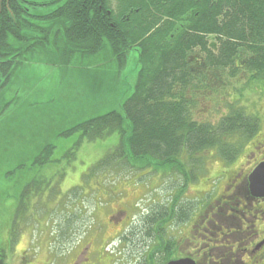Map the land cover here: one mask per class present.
<instances>
[{
    "label": "rangeland",
    "instance_id": "rangeland-1",
    "mask_svg": "<svg viewBox=\"0 0 264 264\" xmlns=\"http://www.w3.org/2000/svg\"><path fill=\"white\" fill-rule=\"evenodd\" d=\"M112 56L106 49L100 56L63 66L60 59H57V65H52L50 60L53 59L48 56L22 55L24 60L27 59L26 66L17 68L11 91L5 94L7 100L12 101L11 107L0 117V253L4 251L9 255V264H25L26 259V264H49V248L56 252L57 264H64L59 254L70 252L77 241H73L75 238L69 237V234L63 236L64 232L61 235L58 227L66 223L67 228H79L77 238H80L93 226L95 201L90 196H84L78 203L75 187L80 182L90 184L97 178L98 166L109 152L119 147L121 138L119 133H113L104 139L88 142L81 140L79 132L68 131L92 118L121 111L122 102L133 93L140 69L137 54L132 53L122 67ZM247 56L243 54L244 58ZM250 74L241 69L232 78L228 69L219 70V83L214 77L210 82L208 78L202 80L203 76L196 77L201 79V88L198 93L190 91L196 101L193 118L198 122L217 123L228 114L230 105L240 107L247 115L260 119L261 134L251 144L257 143L264 155V138L260 140L264 134V80L253 81ZM249 149L248 156H252L253 150ZM38 156L44 158L45 165L37 163ZM198 158L206 166H211L212 173L208 172V168L198 173L197 182L188 183V189L180 194L181 200L185 198L198 203V192L209 188L207 178L213 180L215 189L222 183L216 177L221 168L215 151H206ZM182 160L190 168L191 160L188 157ZM182 174L173 170L174 178L162 182L166 180L167 186L175 183L180 192L186 184ZM117 175L127 182L136 173L118 169ZM34 179L49 182L50 186L46 189L54 186L56 190L51 199L47 197L46 201H35L39 223L26 219L28 225L21 230L16 228L13 233L15 204L26 184ZM80 187L83 192L84 187ZM154 189L147 192L143 189V194L138 192L137 196L146 205L149 201L158 200L161 189L159 186ZM129 192L132 198L135 197L133 191ZM47 201L49 212L46 211L47 205L44 206ZM75 214H80L81 218L77 220ZM106 217V212H99L101 222L104 223ZM48 238L50 243H47ZM70 238L73 240L70 241ZM61 239L68 240L62 244ZM24 251L28 254L24 255ZM108 251L107 261L103 264L142 263L141 256L132 257L130 248L119 241H115ZM54 253L51 255L53 260Z\"/></svg>",
    "mask_w": 264,
    "mask_h": 264
},
{
    "label": "flooded vegetation",
    "instance_id": "flooded-vegetation-1",
    "mask_svg": "<svg viewBox=\"0 0 264 264\" xmlns=\"http://www.w3.org/2000/svg\"><path fill=\"white\" fill-rule=\"evenodd\" d=\"M69 1L0 0V20L11 18L13 21L34 24L61 22L63 18L60 16L54 20L53 14L55 17L60 12L62 14V9L69 4ZM176 2L178 7H175ZM73 3L83 9H92L91 17L82 18V20H92L98 25L101 20L99 13H105L107 26L114 40L139 39L142 35L143 40L153 35L158 37L157 33L163 27H168L167 33L170 38H173L175 34L188 39H194L196 34L209 39L217 37V34H213L215 32L212 28L206 29L205 33L199 29L196 22H199L203 16L205 22L212 21L217 10L213 6H218V0H187V4L185 0H78ZM220 5L224 6V9L222 8L215 15L214 22L224 25L227 18L226 5L222 0ZM21 8L25 12L19 16ZM209 49L216 52L218 46L214 45ZM199 50L200 48L191 47L188 51V71L193 76L197 72L203 73L209 82L213 81L211 79L214 77L216 83H219L221 81L217 76L219 70H209L202 59L197 57ZM112 52L114 53L113 50ZM132 52L139 58L140 53L137 48L133 49L129 56ZM112 58L114 59V56ZM236 67L239 72L241 69L245 70L242 61H237ZM250 75L252 77V74ZM260 132L261 127L258 135L249 140L234 162L218 158L221 171L216 177L222 183L215 189L213 180L207 178L208 175L204 176L207 178L205 180L209 188L198 192V203L185 198L181 200L180 194L183 195L188 189V183L197 182L196 176L202 173L204 168H208V172H211V166H206L203 161L200 162L203 165L195 167L192 163L189 168L185 161L181 160L187 176L182 174L186 184L180 192L175 183H171L170 186L166 183L168 178H174L173 170H168L166 173L160 170L155 173L153 169L143 168V174H136L134 178L131 176L132 179L126 182L121 180L122 176L117 175L116 164L122 162L114 161L113 169L108 170L107 175L100 174L98 166L97 178L90 184L78 183L74 193L78 203L84 196H90L95 201L93 226L80 238H77L79 228L74 230L67 228L66 223L58 227L64 232L63 236L66 237L69 234V237L71 235L75 238L74 240L70 238V241H77L70 252L64 255L59 254L62 258L61 262L103 264L107 261L109 247L114 245L115 241H119L130 248V255L135 258L136 256L145 257L147 252L155 247L161 251L164 248H171L173 259L170 261L190 258L196 264H264V197L255 196L250 189L251 174L264 162L261 147L258 148L257 143L251 144L253 140L259 138ZM263 138L264 134L260 140ZM248 149L253 150L252 156H248L250 153H247ZM243 156H245L244 160L241 159ZM120 170L128 172L126 169ZM164 179H166L165 182H162ZM39 180L34 179L27 183L18 203L15 204L13 233L16 228L21 230L24 225H28L26 219L39 223L36 217L38 210L35 207L37 199L39 201H46L47 197L51 199L53 191L56 190L54 186L46 189L50 183ZM80 186L84 187L83 192ZM158 186L161 189L158 200L149 201L145 205V201L137 196L138 192L143 194V189L147 192L154 188L156 190ZM129 190L133 191L132 195L135 197L130 196ZM46 205V211L49 212L48 201L44 203V206ZM99 212L107 213L105 224L98 219ZM74 216L77 220L81 218L80 214ZM46 218L50 219V217ZM57 239H59L58 236ZM66 240L68 239H61V243L63 244ZM49 241L48 238L47 243H50ZM52 253L54 251L49 248L51 259L49 264H57L56 252L54 260ZM27 254V252L24 253V255ZM8 258L9 255H6L4 251L0 253V264H9Z\"/></svg>",
    "mask_w": 264,
    "mask_h": 264
},
{
    "label": "trees",
    "instance_id": "trees-1",
    "mask_svg": "<svg viewBox=\"0 0 264 264\" xmlns=\"http://www.w3.org/2000/svg\"><path fill=\"white\" fill-rule=\"evenodd\" d=\"M76 1L70 0L62 14L60 11L56 17L53 14V19L61 16V22L34 24L11 18L0 20V117L11 107L12 101L5 94L11 91L17 68L26 66L27 59L22 55L48 56L53 59L52 65H57L60 59L65 66L100 56L109 49L122 67L130 52L137 48L140 53L137 81L131 96L122 102L121 111L92 118L68 131L79 132L81 140L88 142L119 133V147L100 163V174H106L113 169L114 161H120L117 169L137 175L143 174V168H150L155 173L178 170L187 176L182 159L188 157L198 167L199 155L214 150L217 158L234 162L249 140L258 135L260 120L247 115L240 107L230 105L228 114L217 123L198 122L193 118L196 101L190 91H200L201 79L196 77L203 76L204 80L205 75L197 72L193 76L187 69V60L191 47L200 48L198 56L209 70L228 69L235 78L239 74L237 61H242L253 81L264 80V0H222L227 12L224 25L214 22L215 15L224 7L218 0V6H213L217 9L214 19L207 23L203 16L196 22L205 33L212 28L216 38L199 34L194 39L178 34L170 38L168 27H163L158 37L153 35L144 40L143 35L139 39L114 40L107 26V15L99 13V25L82 20L91 17L92 9H83L73 3ZM178 6L176 2L175 7ZM19 11V16L25 12L23 8ZM202 12L204 15L203 9ZM35 35L41 37L35 38ZM214 45L218 46L216 52L209 49ZM243 54L248 56L244 58ZM36 160L44 164L43 157L38 156ZM57 231L63 234L60 229ZM141 257V264H167L173 259L171 248L161 251L154 247Z\"/></svg>",
    "mask_w": 264,
    "mask_h": 264
},
{
    "label": "water",
    "instance_id": "water-1",
    "mask_svg": "<svg viewBox=\"0 0 264 264\" xmlns=\"http://www.w3.org/2000/svg\"><path fill=\"white\" fill-rule=\"evenodd\" d=\"M250 189L255 196L264 197V162L253 171L250 176ZM167 264H196L194 260L180 259L170 261Z\"/></svg>",
    "mask_w": 264,
    "mask_h": 264
}]
</instances>
